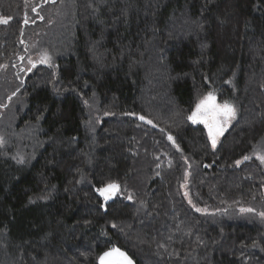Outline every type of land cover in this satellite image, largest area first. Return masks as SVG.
Segmentation results:
<instances>
[{
	"label": "trees",
	"instance_id": "16d2710c",
	"mask_svg": "<svg viewBox=\"0 0 264 264\" xmlns=\"http://www.w3.org/2000/svg\"><path fill=\"white\" fill-rule=\"evenodd\" d=\"M0 18V264H264V0H0ZM208 93L235 109L215 147L188 119Z\"/></svg>",
	"mask_w": 264,
	"mask_h": 264
},
{
	"label": "snow or ice",
	"instance_id": "6c2138e0",
	"mask_svg": "<svg viewBox=\"0 0 264 264\" xmlns=\"http://www.w3.org/2000/svg\"><path fill=\"white\" fill-rule=\"evenodd\" d=\"M8 20L0 18V24H7ZM41 62H46L42 60ZM235 117V109L232 105L225 102L223 105H217L215 102V97L209 93L204 99H202L196 105V111L188 117L193 123H203L208 129V136L212 142V146H216L217 137L221 135L224 128L228 122ZM143 119V117H140ZM171 139V137H169ZM262 162H264V156L258 157ZM247 159V157H245ZM239 163V161L237 162ZM118 186L111 184L108 185L106 189H101L100 193L107 200L112 192ZM241 211H252V209H241ZM264 216V213H260ZM101 264H132V261L119 249H113L111 252L105 253L101 257Z\"/></svg>",
	"mask_w": 264,
	"mask_h": 264
},
{
	"label": "rangeland",
	"instance_id": "374dc122",
	"mask_svg": "<svg viewBox=\"0 0 264 264\" xmlns=\"http://www.w3.org/2000/svg\"><path fill=\"white\" fill-rule=\"evenodd\" d=\"M32 62H34V61L31 60V62L29 63V65H31ZM29 65H28V66H29ZM26 68H28V67H26ZM208 94H209V93H208ZM208 94H206L205 96L201 97V98L197 101V104H198L202 99H204ZM215 102H216L217 105H223V104H224V103H220V102H218L216 99H215ZM233 119H234V118H233ZM233 119H231V120L228 122V124H227L226 127L224 128V131L230 126V124L232 123ZM5 129H6V128H5ZM224 131H223V132H224ZM222 134H223V133H222ZM222 134L219 135V136L217 137V142H216V144L218 143V141H219L220 137L222 136ZM8 144H9V140L7 139V130H4V129L0 128V148H1V149H4ZM260 156H261V155H257L256 157L258 158V157H260Z\"/></svg>",
	"mask_w": 264,
	"mask_h": 264
},
{
	"label": "water",
	"instance_id": "95a60500",
	"mask_svg": "<svg viewBox=\"0 0 264 264\" xmlns=\"http://www.w3.org/2000/svg\"><path fill=\"white\" fill-rule=\"evenodd\" d=\"M113 249H119L121 252H123L131 261H132V264H136L135 262H134V260L125 252V251H123V250H121L120 248H118V247H114V248H112V249H109V250H107V251H105L104 253H102L100 256H99V258H98V260H97V264H101V257H103L104 256V254L105 253H108V252H111Z\"/></svg>",
	"mask_w": 264,
	"mask_h": 264
}]
</instances>
